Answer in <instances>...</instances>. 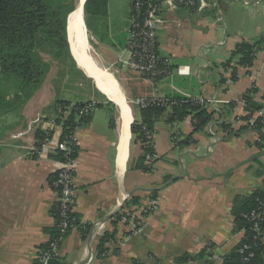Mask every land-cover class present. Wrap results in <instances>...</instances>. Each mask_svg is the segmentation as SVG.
<instances>
[{"label":"crops","instance_id":"0c3cea01","mask_svg":"<svg viewBox=\"0 0 264 264\" xmlns=\"http://www.w3.org/2000/svg\"><path fill=\"white\" fill-rule=\"evenodd\" d=\"M131 1L107 0L103 12L88 16L85 34L82 27L81 41L77 37L79 45L83 39L82 49L73 52L77 58L69 49L77 62L76 80L49 74L22 100L9 92V82L0 75V264H31L37 247L48 239L44 228L54 223L50 208L56 200L48 178L57 160L54 152L33 149L47 131L54 141L60 139L63 127L54 104L62 100L97 105L75 128L73 209L92 225L91 237L82 240L77 230L67 234L58 248L61 264H224L223 257L242 240V231L233 232L230 210L235 196L263 186L264 151L254 145V132L227 137L221 124L232 129L242 125L240 99L251 87L258 97L264 96V50L251 68H237L238 79L225 91L220 79L228 78L231 69L223 70L221 64L237 44L264 34V0H204L207 6L195 9H163L158 52L169 57L173 73L156 83L126 64ZM92 60L117 85L130 116L126 129L122 107L106 93ZM184 94L226 102L208 108L213 111L211 121L193 133L188 117L175 119L166 109L153 123L151 171L135 168L142 149L131 125L140 120L142 108L133 101ZM231 101L236 106L230 111L225 105ZM37 117L43 120L34 123ZM49 118L55 121L52 126ZM191 133L192 143L176 145ZM150 190L157 191L158 204L145 232L125 238L126 229L120 223L113 227L111 219L131 195L141 198V207L147 206ZM104 231H115V239L99 258L96 249ZM182 257L191 260L177 261Z\"/></svg>","mask_w":264,"mask_h":264},{"label":"trees","instance_id":"16d2710c","mask_svg":"<svg viewBox=\"0 0 264 264\" xmlns=\"http://www.w3.org/2000/svg\"><path fill=\"white\" fill-rule=\"evenodd\" d=\"M152 3H159L161 0H149ZM107 0H87L84 5V21L87 27V17L90 14H98L105 10ZM132 5V1H131ZM75 8L73 1L65 3V0H0V75L9 82L8 90L14 93L19 99L28 100L37 88L43 83L49 66L43 60L40 52L49 53L57 59L63 53L70 55L67 42V18ZM264 50V34L253 42H241L236 45L227 61L221 64L223 70L231 69L230 75L222 77L220 84L226 90L228 80L235 82L238 79L237 68L249 69L253 66L256 54ZM257 89L253 86L244 95L242 102L243 114L240 116L242 125L237 129H232L229 125L222 123L221 127L227 137L239 136L252 131L257 139L254 143L256 148L264 151V114L257 116L256 113L263 110L264 96L258 97ZM173 97L178 103L170 108L162 106H149L140 109V120H135L131 125L134 141L139 143L142 154L135 162V168L144 172L151 171L155 159H147L146 154H152L153 149L143 147L144 134L142 127L153 130V123L166 110H171V116L178 120L191 117L192 133L205 127L212 119L213 111L207 107L196 105L191 102L180 103L182 96ZM87 102L57 101L54 109L58 112L57 121L62 124V137L70 136L75 128L88 120L89 115H79V110ZM73 104L68 114L60 111L62 107ZM226 107L231 111L236 102L226 103ZM222 110V109H221ZM220 112V111H219ZM251 120L252 123H251ZM192 133L185 137L176 145L192 143ZM41 138V139H40ZM39 142L43 139L40 137ZM176 141V138L174 139ZM39 144V143H38ZM37 144V145H38ZM76 151L72 157H77ZM57 162H63L64 157L60 151H55L53 155ZM57 179V172H53L48 182L50 188L57 193L60 187H56L54 182ZM148 199L157 197L156 190L148 192ZM141 198L138 195H131L125 200L123 208L119 210L111 219L113 227L121 223L123 211L136 212L141 207ZM264 202V184L253 190L248 195H237L234 197L231 206L233 216V232H243L240 243L223 257L224 264H264V242L259 240L252 230L253 222L243 217L245 214L258 212L261 209L260 203ZM54 223L51 227H45L44 232L48 239L37 247L36 257L31 264H41L40 257L43 253L50 252L53 245L59 247L62 239L72 230L79 231L82 240H86L92 230V225L82 222L79 214L74 209L62 214L59 201L55 200L50 208ZM259 225L264 229V214L258 219ZM126 234V232H125ZM115 239V231H104L99 238L97 245V256L103 258L107 255L109 242ZM247 258V261L244 260ZM190 259V258H189ZM189 259H178L177 261L187 262ZM193 259V258H192ZM191 260V259H190ZM191 262V261H189ZM49 264H61L59 257H52Z\"/></svg>","mask_w":264,"mask_h":264},{"label":"built area","instance_id":"2783aa9c","mask_svg":"<svg viewBox=\"0 0 264 264\" xmlns=\"http://www.w3.org/2000/svg\"><path fill=\"white\" fill-rule=\"evenodd\" d=\"M207 6L204 0H161L159 3H152L149 0H132L130 25L128 28L126 49L129 52V59L126 62L132 70H134L140 77L151 82L156 83L159 80L167 78L172 75L173 67L169 57L161 55L158 52V36L157 29L161 23L160 14L165 8L176 7L178 5L185 6L190 9H195L197 5ZM231 82L228 80L227 85ZM184 98L180 103L191 102L196 105H201L207 108L217 107L226 102L222 98H209L201 95L184 94ZM141 108L149 106H162L166 108L172 107L178 103L173 97L162 96H150V97H137L133 101ZM240 104L242 102L240 101ZM97 103L90 101L85 103L79 110V115H89L96 107ZM73 104L62 107L60 109L63 114H68ZM264 110H260L256 113L257 116L263 115ZM189 122L194 123L191 117H188ZM43 120L37 117L34 123H39ZM253 120H251L252 123ZM48 125L55 123L54 119H47ZM61 124V123H60ZM144 134L143 147L145 149H151L153 145L154 131L146 127H142ZM175 139V137H174ZM48 150L51 152L60 151L63 154V162H57V179L54 182L56 187H60L59 193L55 192L56 200L59 201L62 208V214H65L73 209L75 198V167L76 158L72 155L78 151V141L75 135V131L68 137H60L58 141H54L51 137V132L47 131L43 134V139L33 149V153H42ZM155 154H146L147 159H154ZM126 200V198H125ZM158 204V197L148 199L147 206L140 207L136 212L123 211L121 217V225L126 229L125 238L132 235H142L145 232L147 219L153 212ZM261 209L258 212H252L251 214L243 215L244 218L253 222L252 230L259 237V240L264 242V229L259 225L258 219L264 214V202L260 203ZM121 210V209H120ZM105 228V222L98 225V229L102 232ZM58 248L53 245L50 248V252L43 253L40 257L41 264H49V260L54 257H58ZM247 261V258H244Z\"/></svg>","mask_w":264,"mask_h":264},{"label":"bare ground","instance_id":"6f19581e","mask_svg":"<svg viewBox=\"0 0 264 264\" xmlns=\"http://www.w3.org/2000/svg\"><path fill=\"white\" fill-rule=\"evenodd\" d=\"M74 20H77L76 18ZM74 24V26H73ZM70 25L69 27V39H70V43L73 45V52H79L77 47H76V43H74L73 38H77L80 37V41H81V33L83 32L82 27H80V25L77 24L76 21H74V23ZM82 26V24H81ZM75 31L76 36H73L72 33ZM82 31V32H81ZM78 34V35H77ZM84 36V35H83ZM83 38V37H82ZM78 40V38H77ZM79 42V40H78ZM85 54V53H84ZM87 56V52L83 57ZM85 59V58H84ZM93 67L95 66L96 68H98L97 64L95 63L94 60H92ZM99 73L101 74L102 79V85L104 86L106 93H108L109 95H111L118 103H120L121 107H122V112H123V121H124V125H125V129L130 121V116L129 113L127 112L124 102L121 98V94L118 93V88L117 85L115 83V81L113 80L112 76L106 72L105 70H102L101 68H98ZM120 92V91H119ZM117 103V104H118ZM119 105V106H120ZM121 110V109H120Z\"/></svg>","mask_w":264,"mask_h":264},{"label":"rangeland","instance_id":"374dc122","mask_svg":"<svg viewBox=\"0 0 264 264\" xmlns=\"http://www.w3.org/2000/svg\"><path fill=\"white\" fill-rule=\"evenodd\" d=\"M70 1H73V4L76 6L78 0H65V3L67 4V2ZM40 54L49 66L48 72L45 76L50 74V77L57 76L59 79L65 76L70 81L78 78L77 75H79V73L76 70L77 62L75 61V58H73L72 54L66 55L63 53V56L59 59L53 57L49 53L40 52Z\"/></svg>","mask_w":264,"mask_h":264},{"label":"water","instance_id":"95a60500","mask_svg":"<svg viewBox=\"0 0 264 264\" xmlns=\"http://www.w3.org/2000/svg\"><path fill=\"white\" fill-rule=\"evenodd\" d=\"M87 0H78L77 4L75 6V8L70 12V14L68 15L67 18V24H66V30H67V42L69 45V49L71 51V53L73 54V45L70 43V39H69V27L71 24L74 23V21L77 22L78 25H80V27H83L84 30V34H85V22H84V5L86 3ZM77 20H74V19ZM82 24V26H81ZM74 26V24H73ZM82 32V31H81ZM82 34V33H81ZM73 36H76L75 31L72 33ZM78 35V34H77ZM82 36V35H81ZM74 43H76V47L79 51V49H82V45H83V39H82V43L79 45L77 38H73ZM74 55V54H73ZM75 56V55H74ZM76 57V56H75ZM77 58V57H76ZM125 201H123V203L120 205V207L118 208L117 212L123 208ZM116 214V213H115ZM105 221H102V223H104ZM91 237V233L89 234L87 241L90 239Z\"/></svg>","mask_w":264,"mask_h":264}]
</instances>
